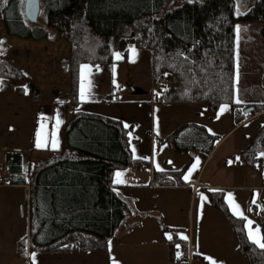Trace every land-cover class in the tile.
Returning <instances> with one entry per match:
<instances>
[{
    "label": "trees",
    "instance_id": "trees-1",
    "mask_svg": "<svg viewBox=\"0 0 264 264\" xmlns=\"http://www.w3.org/2000/svg\"><path fill=\"white\" fill-rule=\"evenodd\" d=\"M47 1L45 28L25 23L19 0H0V22L8 36L31 41L63 38L70 46L68 55L59 60L68 77V90L49 97L50 102L67 104L69 119L63 128L62 147L30 161L29 234L17 246L22 259L35 252L107 253L110 240L135 215L134 204L119 194L122 186L115 183V174L152 166L150 160L133 154L132 147L138 141L132 135L133 126L79 110L83 65L109 66L116 62L115 49L125 53L121 62L127 61L132 48L148 50L155 82L162 72L169 80L155 103L202 106L212 120L222 107L230 106L234 128L245 120V111L253 109L250 116L264 112V102L244 105L235 101V26L237 22H264V0H249L248 9H238L239 0H186L163 18L157 14L165 0ZM17 57L15 51L0 58V79L25 82V87L16 89L17 94L43 103L42 90L18 64ZM220 141V136L195 123L180 126L165 139L175 153L201 155L206 160ZM10 157L13 169L20 171L21 153H11ZM239 161L264 174L260 167L264 161V124L239 152ZM188 166L154 170L153 185L187 187L184 175ZM202 190L232 225L238 254L246 257L248 264H264V249L249 240L246 222L230 211L226 191ZM160 226L163 232L171 233L167 241L170 260L179 264V255H189V242L179 237L180 229ZM202 259L203 264H209Z\"/></svg>",
    "mask_w": 264,
    "mask_h": 264
},
{
    "label": "rangeland",
    "instance_id": "rangeland-1",
    "mask_svg": "<svg viewBox=\"0 0 264 264\" xmlns=\"http://www.w3.org/2000/svg\"><path fill=\"white\" fill-rule=\"evenodd\" d=\"M184 1L186 0H165V5L161 9L160 13L157 14V18L165 17L171 10L181 6ZM25 3L26 0H19V5L23 15ZM250 3L251 2H249V0H243V8L246 6V9H248L251 6ZM47 4V0H40V15L37 23H31L24 15L25 23L30 27L48 28L46 19ZM237 28L240 29L239 33L236 31ZM263 29L264 22H237L235 26L237 60L236 76L237 71L239 74L238 83L235 79V101L239 98L242 103L264 102ZM2 44V35L0 34L1 55ZM28 44H33L36 48L31 46L23 50L25 51V55L21 60L23 62L20 66L28 69L31 77L34 79V82L42 90V97L44 98V101H48L49 97H52L53 93L56 91L68 90V77L59 67V60L63 56H67L70 50V46L66 40L55 37L54 39L42 40L37 43L28 42ZM28 49H32L34 52L29 55L30 51ZM117 54H119L120 59H117ZM33 55L35 57H33ZM125 57V53L122 50L115 49L114 58L116 62L113 64L109 66H99L97 68H94L91 65H83L88 66L91 69V72L88 75V80L91 81V86L89 88L87 86V81L84 82L87 90V98L85 100H81L82 104L79 108L82 112L101 115L118 111L121 113V118H123L126 122L124 124L133 126L132 135L138 141L133 145L132 151L135 149L134 147H137V149L140 148L141 154H143L144 158L151 161L152 166L151 168L139 170L135 168H128L126 170L117 171V173H122L125 176L119 177V179L124 183L134 182L135 180H138L140 183H147L151 169H166L167 171L181 170L189 164L184 175V177L188 176V179H185V181L197 180L200 178L202 184L208 183L211 186H220L224 188L223 190L226 191V201L229 203L228 196L231 194L235 203L240 206L241 210H243L244 216L253 221V227L259 226V229L261 230L260 224H262L264 218L261 214V212L264 211V191H253L252 195L251 191L241 192L232 188H238L237 184H240L241 182H246L245 184H247L248 187H260V183L264 181V174L261 175L251 170L248 171L245 168L246 166L240 163L237 157L239 151L245 148L252 138L256 137L259 125L264 124V116L254 119H246L243 121L244 125L241 128L236 129L233 126L230 106H227V110L223 113L219 111L217 118L213 120V125L215 126V130H217L216 134L220 136L221 140H225L218 154L209 165L207 162L205 163L206 159L201 155L192 159L186 154L175 153L169 144L165 143V139L169 134L162 135L160 136L161 138L156 136L155 146L151 149V136L149 132L152 125H155V129L157 131L160 130V128L165 130L164 128L168 117V111L173 108L159 104H154V107L150 106L164 90V87L157 85L159 80L157 82L154 80L151 52L148 50L132 48L128 52L127 61L121 62V60ZM25 61H30L31 63L27 64ZM118 85L121 87V89L118 90L119 99L114 103L109 104L107 102V98ZM191 118L192 119H189L191 121L188 122L196 124H201L200 122L202 121L207 123L211 121L205 113L198 119L193 115V112H191ZM160 139H163L164 142L161 143ZM134 152L135 151H133V153ZM197 160L199 161L198 164ZM130 169H134L136 171V175L139 177H130ZM189 173H191L190 176L188 175ZM233 173L236 175L235 177H231ZM252 176H254V178ZM142 191L125 187L119 191V194L134 204V198H137L138 195H145L144 193L146 192ZM161 197L167 204H175L181 201L179 196L170 194H164V196ZM148 200V204H150V198ZM16 202L18 204L15 211L16 215H13L12 213L11 219L9 216L5 217L4 223H14L16 225L15 230L20 239L23 235L26 237L29 231L28 229L26 230L28 220V202L24 195H20ZM132 204L131 206H133ZM254 205L258 206L260 210V212L256 215L252 210V206ZM191 206H194V203H192ZM134 208H136L135 205ZM182 208L186 209L183 211ZM229 208L233 213L231 207ZM141 218H144V215L137 216V219ZM218 222L225 224L223 229H218L223 231L222 233H219V235L223 234L225 238L227 233L226 229H229L232 225L227 221L221 212L212 206L207 194L204 192L199 194L194 208L188 210L187 203L184 202L177 211V224H181L180 226H183L185 230H189L193 225V228L196 229V236L199 233L198 225H203L205 223H211V225H214ZM13 235L14 232L12 236ZM9 237L10 236H7V238ZM19 239L10 237L8 242L4 243L3 248L6 250V254L8 255L5 258L6 260L4 261V264H18L19 261H21L22 264H30V261L27 259L28 256L25 259H20L16 256L18 244H15L14 241ZM205 244L209 247L208 243ZM193 260L192 264L196 262L195 258ZM32 264H35L34 260L32 261ZM47 264H50V262L47 261Z\"/></svg>",
    "mask_w": 264,
    "mask_h": 264
},
{
    "label": "crops",
    "instance_id": "crops-1",
    "mask_svg": "<svg viewBox=\"0 0 264 264\" xmlns=\"http://www.w3.org/2000/svg\"><path fill=\"white\" fill-rule=\"evenodd\" d=\"M0 34L2 35L3 41L2 55L0 54V58L17 51V60L19 65L23 62L21 60L25 55V51L23 50L31 46L34 47L33 44L30 45L28 42H41L21 40L8 36L5 32L3 23L1 22ZM34 48H36V46ZM28 50L30 51L29 55L34 52L32 49ZM33 57L35 56L33 55ZM26 62L27 61H25V63ZM28 63L31 62L28 61L27 64ZM25 86V82L0 79V176L5 173L11 177V183L9 185L0 186V264H4V261L6 260L5 258L8 256L6 254V250L3 248L4 243L8 242L10 237L19 239L15 230L16 225L12 222L4 223V219L8 216L11 219L12 213L13 215H16L15 211L18 207L16 200L20 195H24L28 202V220L26 230H29L30 186L28 185L29 177L27 171L30 161L34 157L42 156L50 151L59 150L62 147L63 128L69 119V109L67 104L64 102L53 103L48 100L43 103H35L28 95L17 94L16 89L18 87ZM163 92L161 94H163ZM160 95H158V97ZM156 99L150 106L154 107L157 105V103H155ZM252 103L255 102H241L240 104L246 105ZM159 105L169 106L173 109L168 111V117L164 128L165 130L160 128V130L157 131L155 129V125H152L149 132L151 136V149L155 146L156 136L160 137L165 134H170L180 126L186 123H192L188 122L191 121L189 119H192L191 112H193V115L198 119L201 118V115L204 113L210 118L209 112L202 106ZM252 111L253 110H251L250 113H252ZM110 113L103 116L122 120L126 123L125 120L121 118L120 112L113 111ZM231 113L233 119L234 112L232 108ZM262 116H264V112L252 116L251 119ZM246 119L248 118L245 117V120ZM58 120L59 125L57 126ZM213 122L214 121L211 119L208 123L202 121L200 122L201 124L198 125L206 127L211 134L218 135L216 134L217 130H215ZM243 123L244 122L236 127V129L241 128L244 125ZM53 140L58 141V146L55 149L52 147L51 143ZM224 140L225 139H222L217 144L215 150L208 157L205 163L207 162L209 165L213 161L224 144ZM38 141L45 142L47 147L38 148L36 146ZM160 142L163 143L164 140L160 139ZM134 148L135 152L133 154H135L136 157L144 158L143 154H141L140 148ZM15 152H20L23 159L22 169L18 172L13 169L10 162V155ZM186 155L192 159L198 156L196 154ZM237 157L239 159V153ZM245 168L249 171L247 166ZM154 170L167 171L166 169H151L147 183H140L138 180L129 183H117V178H115V183L122 186L118 189V191L127 187L137 191L143 190L142 192L146 193H144L145 195H138L137 198H134V205L136 206V208H134L135 215L127 221L110 240L109 250L107 253L91 252L87 254H76L64 252H38L28 255L27 259L30 261V264H32L33 260L35 261V264H47V261H49L50 264H174L170 260L167 242L171 239L172 235L170 232L162 231L160 222L168 227L181 230L179 232V237L189 242V255H197L200 257L195 259L196 262L194 264H203L202 257L209 264H212L213 261L215 264H248L247 258L239 255L237 252V244L234 237L233 227L226 229L227 233L224 238L223 234L219 235V233H222L223 231L218 230L223 229L225 226L224 223L218 222L214 225H211V223H205L203 225L200 224L198 225L199 233L197 236L195 235L196 229L193 228V225L189 230H185L183 226H180L181 224H177V211L180 209L182 203H187V208L190 210L195 207L199 194L202 192L205 193L202 188H207L209 190H223L224 188L220 186H211L208 183L202 184L200 178L197 180L186 181L188 186H190L189 189H187L188 186L157 188L153 185L152 175ZM130 174V177H139L136 175V171L134 169H130ZM235 176L236 175L234 173L231 175V177ZM115 177H117V175ZM121 177L125 176L122 174ZM252 177L254 178V176ZM245 183L246 182H241L240 184H237L238 188L233 187L232 189H236L241 192L251 191L252 195L253 191H264V181L260 183V187H248ZM164 194L179 196L181 201L175 204H167L161 197L164 196ZM149 198L150 204H148ZM192 203H194V206H191ZM227 204L230 207L228 202ZM185 209L186 208H182L183 211ZM252 209L255 215L260 212L258 206L254 205L252 206ZM261 214L264 216V211H262ZM138 215H144V218L137 219ZM261 226L262 224H260V227ZM13 232L14 235L12 236ZM28 234L26 237H28ZM7 236L10 237L7 238ZM23 237L25 236L23 235ZM19 240H15V244H18ZM213 240H217L218 242ZM205 243H208L209 247ZM16 256L19 257L18 255ZM33 257L35 259H33ZM18 264H22V262L19 261Z\"/></svg>",
    "mask_w": 264,
    "mask_h": 264
},
{
    "label": "snow or ice",
    "instance_id": "snow-or-ice-1",
    "mask_svg": "<svg viewBox=\"0 0 264 264\" xmlns=\"http://www.w3.org/2000/svg\"><path fill=\"white\" fill-rule=\"evenodd\" d=\"M240 7H243V0H239L238 9ZM236 31H237V33H239L240 29L237 28ZM117 59H120L119 54H117ZM90 72H91V69L88 66H83L82 67V83H81V92H80L81 100H85L87 98V90H86L84 82L87 81V86L89 88L91 86V81L88 80V75L90 74ZM236 81H237V83L239 81L238 71H237ZM236 103H241L239 98L236 99ZM225 110H227V106L221 108L220 111H221V113H223ZM58 125H59V120L57 121V126ZM125 127H128V125H125ZM51 143H52V147L54 149L58 146V141H56V140H53ZM36 146L38 148L47 147V144L45 142L38 141ZM133 151H135V149H133ZM198 163H199V161L197 160V164ZM194 167H195V165H194ZM116 175H117V183H122V181L119 179V177L122 176V173H117ZM188 175L190 176L191 173H189ZM184 179L187 180L188 176H185ZM228 200H229L230 207H231V209L233 211V214L236 215L238 218H241V219L245 220V222H246L245 223V227L247 228V234H248L249 240L253 244L257 245L259 248L264 249V232H261V230L259 229V226L253 227V221L247 219V217L244 216L243 210H241L240 206L235 203V201H234L233 197L231 196V194H229ZM33 259H35V258L33 257ZM212 264H215V262L213 261Z\"/></svg>",
    "mask_w": 264,
    "mask_h": 264
},
{
    "label": "built area",
    "instance_id": "built-area-1",
    "mask_svg": "<svg viewBox=\"0 0 264 264\" xmlns=\"http://www.w3.org/2000/svg\"><path fill=\"white\" fill-rule=\"evenodd\" d=\"M169 83L168 75L166 72H162L161 77L159 78V81L157 82V85L160 87L166 88ZM121 87L118 85L114 91L111 92V94L107 98V102L109 104L114 103L119 99L118 90H120ZM244 115L251 119V116L249 113H244ZM250 116V117H249ZM261 169L264 171V161L260 164ZM3 170V169H2ZM11 183V177L8 174H3L0 176V186H7ZM194 258L191 255H188V257H184L183 255H179L178 263L179 264H192Z\"/></svg>",
    "mask_w": 264,
    "mask_h": 264
},
{
    "label": "water",
    "instance_id": "water-1",
    "mask_svg": "<svg viewBox=\"0 0 264 264\" xmlns=\"http://www.w3.org/2000/svg\"><path fill=\"white\" fill-rule=\"evenodd\" d=\"M24 15L31 23H37L40 15V0H26ZM253 110L249 109L248 113Z\"/></svg>",
    "mask_w": 264,
    "mask_h": 264
}]
</instances>
